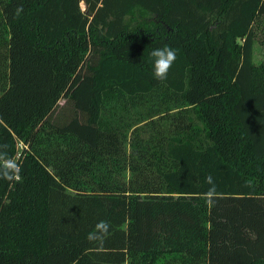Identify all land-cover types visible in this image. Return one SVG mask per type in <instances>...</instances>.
<instances>
[{
	"label": "trees",
	"instance_id": "trees-1",
	"mask_svg": "<svg viewBox=\"0 0 264 264\" xmlns=\"http://www.w3.org/2000/svg\"><path fill=\"white\" fill-rule=\"evenodd\" d=\"M261 26L264 0H0V264H264Z\"/></svg>",
	"mask_w": 264,
	"mask_h": 264
},
{
	"label": "rangeland",
	"instance_id": "rangeland-1",
	"mask_svg": "<svg viewBox=\"0 0 264 264\" xmlns=\"http://www.w3.org/2000/svg\"><path fill=\"white\" fill-rule=\"evenodd\" d=\"M81 10H83V5L80 4ZM125 21L127 23H129L131 26L136 25V24H143V23H148L149 22V18L146 14H144L142 11H140L139 9H134L131 14L127 15L125 17ZM261 30V31H260ZM254 35H255V41H254V46H253V63L255 65L261 63L264 60V31L262 30V26L258 29L255 28L254 30ZM62 100L59 102V104H62ZM146 108L147 105L144 107H140L139 110L136 109L138 112L140 111V113H137L136 110L134 109V112L136 114H140L143 121H141V123H139L137 126H142L145 123H147V121L149 119H147L145 117L146 114ZM20 147V145H19ZM18 148V145H17Z\"/></svg>",
	"mask_w": 264,
	"mask_h": 264
},
{
	"label": "crops",
	"instance_id": "crops-1",
	"mask_svg": "<svg viewBox=\"0 0 264 264\" xmlns=\"http://www.w3.org/2000/svg\"><path fill=\"white\" fill-rule=\"evenodd\" d=\"M253 46H254V45H253ZM263 61H264V60H263ZM263 61H262V62H263ZM252 63H253V49H252ZM253 64H254V63H253ZM254 65H255V64H254Z\"/></svg>",
	"mask_w": 264,
	"mask_h": 264
}]
</instances>
